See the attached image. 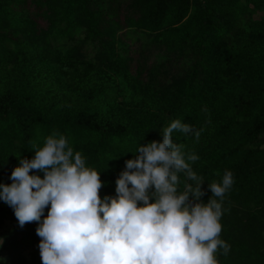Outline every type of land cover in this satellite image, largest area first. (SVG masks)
<instances>
[{
    "label": "trees",
    "instance_id": "trees-1",
    "mask_svg": "<svg viewBox=\"0 0 264 264\" xmlns=\"http://www.w3.org/2000/svg\"><path fill=\"white\" fill-rule=\"evenodd\" d=\"M264 0H0V183L45 138L65 136L114 196L125 161L174 131L221 198L218 264H264ZM43 178V172L32 170ZM178 190L185 183L181 172ZM48 209H45L46 216ZM43 218V217H42ZM37 222L0 200V264H42Z\"/></svg>",
    "mask_w": 264,
    "mask_h": 264
},
{
    "label": "clouds",
    "instance_id": "clouds-1",
    "mask_svg": "<svg viewBox=\"0 0 264 264\" xmlns=\"http://www.w3.org/2000/svg\"><path fill=\"white\" fill-rule=\"evenodd\" d=\"M174 131L200 137L190 124L173 120L162 141L139 144L135 158L125 161L114 196L100 195L101 172L87 167L61 134L33 145V158H20L12 183H0V200L21 228L38 223L42 264H218L215 253L223 248L227 254L229 245L219 238L222 203L213 197L222 201L233 174L226 171L221 182L208 184L212 196L203 202L204 181L188 162L199 157H186ZM181 172L195 187L185 183L178 190Z\"/></svg>",
    "mask_w": 264,
    "mask_h": 264
},
{
    "label": "rangeland",
    "instance_id": "rangeland-1",
    "mask_svg": "<svg viewBox=\"0 0 264 264\" xmlns=\"http://www.w3.org/2000/svg\"><path fill=\"white\" fill-rule=\"evenodd\" d=\"M260 15L264 16V10L261 12V14H260Z\"/></svg>",
    "mask_w": 264,
    "mask_h": 264
}]
</instances>
